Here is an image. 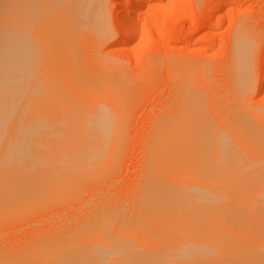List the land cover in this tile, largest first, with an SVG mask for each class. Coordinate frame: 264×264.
<instances>
[{
	"label": "bare ground",
	"instance_id": "1",
	"mask_svg": "<svg viewBox=\"0 0 264 264\" xmlns=\"http://www.w3.org/2000/svg\"><path fill=\"white\" fill-rule=\"evenodd\" d=\"M143 1L117 2L121 43L135 37V19ZM106 10V0H0V188L6 189L0 191V213L18 210V214L36 199L71 193L77 181L80 185L87 178L96 179L117 163L125 120L120 112L122 82H112L98 69L85 80L73 77L68 47L72 20L81 27H98L103 36L109 34ZM242 51L241 47L239 77L251 88L253 56L250 49ZM188 82V87L196 86L193 78ZM192 91L178 115L156 125L134 218L121 217L112 228L115 213H104L76 230L75 246L72 237L43 247L40 243L41 248L37 245L31 254L25 252L27 257H16L15 264H223L222 257L234 250L242 260L256 247H264V229L255 217L262 211L253 213L264 205V129L247 130L243 138V133L232 130L236 127L228 118L231 113L218 106V113H210L204 104L197 108L203 102L193 98ZM220 111L227 113L230 124ZM32 184L39 189L35 191ZM29 185L33 191L28 192ZM235 213L238 218L247 215V225L254 215L262 229L240 230L244 236L248 231L255 235L248 232L240 245L231 244V238H217L225 227L223 217L231 215L226 222H234ZM260 217L264 219V214ZM255 222L250 226H257ZM239 223L231 227L236 230ZM237 256H232L233 264L247 263Z\"/></svg>",
	"mask_w": 264,
	"mask_h": 264
},
{
	"label": "rangeland",
	"instance_id": "2",
	"mask_svg": "<svg viewBox=\"0 0 264 264\" xmlns=\"http://www.w3.org/2000/svg\"><path fill=\"white\" fill-rule=\"evenodd\" d=\"M117 2L129 4L131 0H106L109 34L103 36L98 27H81L72 20L69 26L74 28L68 47L70 64H73V77L85 80L91 77L95 69H98L105 72L112 82H122L123 104L120 112L124 113L125 120L118 161L114 166L104 171L101 176H95L96 179L83 178L85 184L83 182L80 185V180L77 181L78 185L75 188L72 187L74 190L71 193H64L62 196L54 198L36 199L34 202L31 201V205L28 203V206H23L26 211L19 208L20 213L18 214V210L1 212L0 261L3 260V262L11 264L9 263L10 260H13L11 258L15 257L12 261V264H15L16 257L20 260L22 258H19V255L27 257L25 252L29 251L28 254H31V251L37 250L36 248L41 244L43 247V243L53 244L52 241L57 243L61 239L67 240L68 237H72V243H69L75 246L76 235H78L76 230L85 227L89 224L88 222L96 221L97 216L99 219L104 213H108V215L112 212L115 213L112 214V216H116L112 228L121 220V217L127 216L126 220H129V217H131L130 219L134 218L137 212L135 205L138 203L136 196L140 192V186L144 180L143 167L147 159V151H149L148 145L157 130L156 125L159 120L161 122L162 119L178 115L181 105L188 100V93L192 90L193 98L203 102L197 108L202 109L200 106L204 104L203 108L206 106L207 109H205L207 111L210 109V113H218V108H223V112L227 110L228 115L231 113L232 118L226 115L233 123L231 126L236 127V129H232V127L231 129L235 133H243V138L246 137L247 130L264 129V121L258 118H264V0H144L135 19L137 33L133 39L123 43L120 42L122 28H119L116 22L119 9ZM128 9H130L129 6ZM201 16L202 18H199ZM213 20L220 22L218 21V25L212 24ZM240 31L243 32L239 33ZM180 32H184L182 35L184 38L179 35ZM242 39L247 40L244 43ZM235 41L243 51L247 48L252 52V72H254L252 75L254 78H251V88H246L245 82L242 81L243 76L239 77L241 75H239L237 67L241 65L240 62H243V56L240 53L241 47ZM250 41H253L255 47H252ZM235 48H238L239 53ZM238 54L241 56V61ZM191 78L196 84L193 88L188 87V80ZM200 84L203 86L198 87ZM198 88L204 92L202 90L199 92ZM204 88L209 92V96L211 93L212 99H206L209 96ZM240 104L242 105L239 106ZM240 107H243V110L239 116V112H241L239 110L242 109ZM212 109L215 110L212 111ZM231 109L234 110L231 111ZM223 112L220 111L222 114L219 115L224 118L227 113ZM261 113L262 115H260ZM252 114L254 116H251ZM256 118L260 122L259 124L256 122ZM224 119L225 122H229L226 117ZM237 128L239 129L237 130ZM255 140L256 138H254ZM74 185L76 186V184ZM35 186V184L31 185L36 191L40 186L37 185L36 188ZM27 188L28 192L33 191L30 185ZM2 190L6 189L2 188ZM224 202L226 204L228 200ZM259 204L258 207L261 205ZM263 207L262 204L257 211H253L255 214L262 211L259 212L260 215H255L260 221L258 222L262 229H264V224L262 225L261 222L264 223V219H261L260 216L261 213L264 214ZM230 216L223 217V220L225 218L223 222L226 231L224 228L220 229L222 232H218L217 238L220 236L225 239L231 238V244L239 241L240 245L244 240H242L244 235L240 233L241 231L244 232L245 228H249V231L255 230L256 232L257 229L258 232V229H261L258 228L260 224L257 221V226L255 225L254 215H252L251 224L247 225L249 217L240 215L238 218L235 213L233 217L235 216L236 219L240 220L243 217V220L241 218L242 222L240 221L241 224L238 222L240 226L236 228V230L239 229L236 231L234 223L238 226L237 221L239 220L235 219L234 222H229L232 219ZM226 217L229 219V223L226 222ZM245 217L246 220H244ZM244 221L246 222L242 225ZM254 222L255 226H250ZM234 230L239 234H235ZM230 231L235 235L228 237L232 234ZM248 232L246 237L250 233ZM251 233L249 236H255L253 232ZM229 241L227 240V242ZM32 248L33 250H31ZM257 249L251 252L254 253ZM259 249L263 250L264 247ZM261 250L257 255L249 252L253 256L256 255L251 256L257 261L251 260L252 257L248 256L249 254L246 252L248 250L245 251L248 257L244 255L245 258L242 257V260L248 264H254V262L255 264H264V255H260L263 252ZM233 252L235 253V250L227 253L228 256L238 255ZM225 256L227 261H224V259L226 260L224 257H222L223 259L219 258L222 259L223 264L235 262L232 256ZM228 258L234 261L229 259L230 262H228ZM242 260L240 257V261Z\"/></svg>",
	"mask_w": 264,
	"mask_h": 264
}]
</instances>
